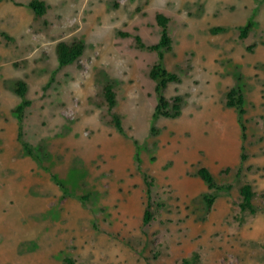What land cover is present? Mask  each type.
<instances>
[{
    "label": "rangeland",
    "instance_id": "obj_1",
    "mask_svg": "<svg viewBox=\"0 0 264 264\" xmlns=\"http://www.w3.org/2000/svg\"><path fill=\"white\" fill-rule=\"evenodd\" d=\"M30 1L0 2V33L16 40L0 35V264H264V0H44L38 20ZM159 13L173 39L163 65L181 79L164 94L183 104L155 121L158 54L119 33L155 45ZM77 41L83 56L60 67L57 45ZM20 80L32 105L17 113ZM108 83L123 133L108 123ZM233 89L242 117L226 106ZM201 167L231 186L212 208ZM245 183L256 213L241 223Z\"/></svg>",
    "mask_w": 264,
    "mask_h": 264
},
{
    "label": "trees",
    "instance_id": "obj_2",
    "mask_svg": "<svg viewBox=\"0 0 264 264\" xmlns=\"http://www.w3.org/2000/svg\"><path fill=\"white\" fill-rule=\"evenodd\" d=\"M3 0H0L2 2ZM29 8L34 12L35 18L41 19L44 17L49 6L44 0H31L28 4ZM156 21L158 26L161 28V38L159 42L155 45L148 46L144 43L142 37L138 34L131 33H119L123 38H133L135 46L140 50H148L150 52H155L158 54V61L151 67L149 72V77L151 80L157 82L156 93L158 97V104L154 112V120L159 118H169L176 119L182 115V104L183 99L180 96H176L172 101L168 100L165 96V90L171 83H180V77L169 72L163 65L166 52H171L173 50V39L169 33V24L171 22L170 18L166 15L159 13L156 15ZM253 27L252 23L240 28L239 37L244 40L248 37L249 32ZM138 31V29H135ZM226 29L224 27H216L211 30L213 35L223 33ZM1 37L7 44L16 42V40L6 32L0 33ZM85 52V43L83 41H77L72 44L66 42H60L56 48L57 60L60 67H68L76 64L79 59L83 56ZM29 91L28 84L25 81H18L15 86V93L21 98L22 103L17 108V113H22L26 108H29L32 103L27 99V94ZM104 100L108 110L109 120L108 123L118 132L123 133V118L116 112V107L118 105L117 93L115 90L114 83H108L104 87ZM245 98L241 91L233 89L227 94L226 106L238 111L239 115L242 117L245 114L244 109ZM23 147L27 154L33 155L32 150L29 145L23 142ZM225 172H228L225 171ZM197 175L207 184L210 193L205 195V200L209 206L212 208L217 200L218 193L222 190H230L231 186L219 185L209 169L201 167ZM148 179L150 177H147ZM61 185V183H59ZM149 187H154V179L150 178L148 181ZM255 192L250 183H245L240 188V201L238 204L240 217L237 219L243 223L245 221V215H254L256 209L254 207ZM150 206L146 210L144 223L146 225L150 224L153 217L149 210ZM67 264H75L72 258H65ZM199 257L198 254H194L191 258H184L182 264H198Z\"/></svg>",
    "mask_w": 264,
    "mask_h": 264
}]
</instances>
